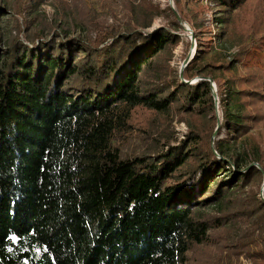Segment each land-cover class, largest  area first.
Here are the masks:
<instances>
[{"label": "trees", "instance_id": "obj_1", "mask_svg": "<svg viewBox=\"0 0 264 264\" xmlns=\"http://www.w3.org/2000/svg\"><path fill=\"white\" fill-rule=\"evenodd\" d=\"M210 1L238 49L198 50L182 78L179 35L144 31L151 0L107 44L42 36L38 15L0 37V264H264V0Z\"/></svg>", "mask_w": 264, "mask_h": 264}, {"label": "rangeland", "instance_id": "obj_2", "mask_svg": "<svg viewBox=\"0 0 264 264\" xmlns=\"http://www.w3.org/2000/svg\"><path fill=\"white\" fill-rule=\"evenodd\" d=\"M27 2L28 0H0V5L7 7L6 9L12 6L15 9H22L19 14L12 12L6 14L1 20L0 37L3 43L8 37L17 34L19 30H21L18 34L19 38L24 40L26 35L24 19L26 17L32 19L38 15V19L30 30L39 31L41 27L37 26L42 25L44 30L39 32L42 36L51 37L50 32L53 31V34L56 32L79 36L95 44H107L113 36L128 30L132 15L131 9L133 6L142 4L143 0H47L32 16H29L24 9ZM151 2L158 7L160 14L153 18L151 26L144 31L165 27L179 35L181 40L172 49L169 60L170 66L178 72L181 67H185L193 59L198 50L212 55L220 53L222 56H227V60L231 59L237 51L238 47L232 43L224 44L215 38L214 32L218 29L215 22L218 9L210 0H151ZM173 20H177L182 29H173ZM14 28L16 30H13ZM187 59L189 61L185 63ZM199 79H201L199 75H194L189 83H194ZM211 83L216 88L215 82ZM215 112L221 120L218 102ZM232 112H236V109H232ZM141 118L138 117L137 120ZM190 128V117L187 113L172 114L171 144H178L186 139ZM258 130L264 131V127ZM223 132L222 130L216 138L223 137ZM254 133L258 134L256 130ZM260 193H263L262 187Z\"/></svg>", "mask_w": 264, "mask_h": 264}, {"label": "water", "instance_id": "obj_3", "mask_svg": "<svg viewBox=\"0 0 264 264\" xmlns=\"http://www.w3.org/2000/svg\"><path fill=\"white\" fill-rule=\"evenodd\" d=\"M191 34L193 35V32L191 31ZM189 61V59H187L185 61V63H187ZM184 67V66H183ZM183 67H181L180 69V77L182 78V71H183ZM208 80H210L212 82V80L210 78H207ZM211 87L213 89V94H214V99H215V103L217 104V94H216V88L213 86V84L211 83Z\"/></svg>", "mask_w": 264, "mask_h": 264}]
</instances>
